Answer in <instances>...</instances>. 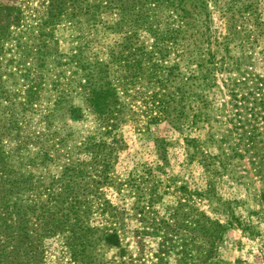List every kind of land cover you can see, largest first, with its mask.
I'll use <instances>...</instances> for the list:
<instances>
[{"label":"rangeland","instance_id":"obj_1","mask_svg":"<svg viewBox=\"0 0 264 264\" xmlns=\"http://www.w3.org/2000/svg\"><path fill=\"white\" fill-rule=\"evenodd\" d=\"M40 1L32 0L30 4L38 5ZM67 1L90 7L95 15L76 26L71 21H61L55 34H26L21 32L24 25L38 27L35 10H29L24 27H12L13 34L0 40V171L2 166L10 165L14 169L11 176L27 184L20 199L35 197V186L44 177L58 175L65 163L60 152L78 145L87 130L94 127L93 116L87 109L81 108L74 115L69 110L75 105L82 106V99L75 95L78 87H71V94L56 102L58 90L64 92V88L70 90V87L65 80L67 86L62 84L57 88L54 78L75 52L89 51L96 54L102 65L108 64L112 70L123 68L125 61L113 59L122 51L124 54L135 51L125 49V42L149 50L159 38V43L166 45L170 34L163 32L181 25L179 14L190 13L187 21L191 28L186 34H179L183 39L178 40V48L183 49L186 60L181 61L176 51L156 59L162 67L179 62L183 75L197 76L198 79H189L186 86L195 94L200 92L203 80L199 65L210 68L222 58L223 69L212 70L211 86L203 91L209 102L206 112L216 117V109L229 100L224 83L229 82L228 77L231 80L242 77L234 68L264 73V38L253 41V34H259V26L264 22V0H258L252 8L255 13L247 16L246 31L234 34L229 33V26L238 18V12L224 0H194L196 5L185 0L181 10L170 1ZM17 2L0 0V6ZM2 14L0 7V20ZM213 50L217 54L212 61L207 53ZM24 68L32 76L39 73L41 79L30 84L21 75ZM27 86L35 93L30 101L25 97ZM212 120L179 127L162 122L151 125L149 130H139L127 122L113 131L121 141L113 172L122 187L118 191L111 187L101 190L117 213V226L124 232L121 243L124 252L116 247L105 250L106 264H121V258L125 259L126 255L135 264H153L159 255L163 257L159 251L161 237L141 233L140 205L157 221H167L174 212L180 213L181 219L185 214L187 228L197 235L195 259L185 262L178 247L164 255L162 264H264V202L256 194L262 184L256 177L239 178L245 173L242 169L249 167L246 157L239 164H230L222 174H213L201 161L190 158L194 145H200L206 153H217L206 135L209 124L216 130L217 124ZM36 137L35 143L29 141ZM41 154L47 158L43 162ZM33 161L36 163L27 164ZM196 220L212 228L199 227ZM43 244L45 264H73L62 237L46 238Z\"/></svg>","mask_w":264,"mask_h":264},{"label":"trees","instance_id":"obj_2","mask_svg":"<svg viewBox=\"0 0 264 264\" xmlns=\"http://www.w3.org/2000/svg\"><path fill=\"white\" fill-rule=\"evenodd\" d=\"M31 1L18 0L17 3L0 6L3 12L0 20V40L13 34L15 26H23L29 10H35L33 14L38 21V27L24 25L21 32L26 34H55L61 21H71V25L76 26L83 20L90 21L89 17L95 15L90 7L81 6L74 1L67 3V0H41L34 6L30 4ZM155 1H170L179 10L184 8L185 3V0ZM224 1H229L228 4L234 5L238 12V18L230 23L229 33L246 31L245 21L247 16L255 13L252 8L258 0ZM191 3L196 5L194 0ZM179 15L182 18L181 25L177 28H166L163 32L170 34L166 45L159 43V38L155 39L149 50L139 44L132 45L131 41L125 42V49L135 51L126 54L122 51L119 57L113 59L114 62L125 61L123 68L112 70L108 64L102 65L95 53H84L82 50L75 52L67 62L68 65L61 68L54 78L55 86L69 85L70 90H58L56 102L61 101L63 95L71 94V87H78L75 95L82 99V106L75 105L69 110L74 115L75 111L80 113L81 108L87 109L93 116L94 127L87 130L78 145L61 149L60 157L65 163L60 173L44 177L35 186L37 190L33 198L20 199L21 191L27 190V184L18 182L11 176L14 169L10 165L2 166L0 264H45L44 240L55 236L64 239L73 264H106L105 250L112 247L122 248L124 232L117 226L118 218L114 206L103 197L101 190L103 187H111L118 191L122 187L121 181L113 172L116 154L121 148V141L114 136L113 131L122 123L129 122L139 130H149L151 125L162 122L179 127L184 124L195 125L199 121L209 122L212 118V122L217 124L216 130L209 124L206 135L208 143L215 146L217 153H206L200 145H194L195 149L190 158L201 161L207 171L222 174L228 171L230 164H239L246 157L249 167L242 169L245 173L239 178L252 180L256 177L262 184L256 194L264 202V73L259 75L234 68L242 73V77H233L232 80L228 77L229 82L224 83V86L229 92V100L222 102L216 109V117L211 116L206 112L209 111V102L203 91L211 86L212 70L223 69L222 58L214 62L219 63L218 65L210 68L199 65L201 68L198 71L203 80L199 87L200 92L195 94L190 93L186 86L189 79H198L197 76L183 75L179 62L164 67L157 63L158 56L165 58L173 51L177 52L181 61L186 60L183 58V49L178 48V43L183 39L179 34H186L187 29L191 28L192 24L187 21L191 14ZM258 31L259 34H253V41L264 38V22ZM1 49L0 43V53ZM207 54L209 60L213 61L217 52L213 50ZM67 71L69 75L66 74ZM21 75L30 84L41 79L39 73L30 75L27 68L21 71ZM30 89L31 86H27L24 90L29 101L35 96ZM105 137H109V140ZM29 141L35 143L38 137L34 140L29 138ZM39 156L42 162L47 159L42 154ZM35 163L36 161L27 164ZM139 207L143 213L141 233L161 237L159 251L163 257L169 250L179 247L185 262L195 259L197 235L187 228L185 214H182L181 219L180 213L174 212L167 221H157L144 205ZM196 222L199 227L204 225L206 230L210 227L204 221ZM214 225L219 227V224ZM198 226L196 227L199 228ZM121 252L124 251L121 249ZM126 256L125 259L121 258V264H135L134 259ZM163 257L159 255L157 262L153 264H162Z\"/></svg>","mask_w":264,"mask_h":264}]
</instances>
